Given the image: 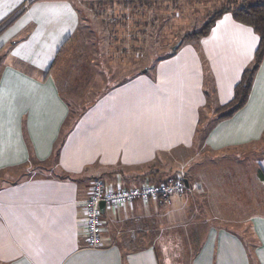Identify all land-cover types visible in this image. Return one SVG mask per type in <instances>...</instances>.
Returning a JSON list of instances; mask_svg holds the SVG:
<instances>
[{
    "label": "crops",
    "instance_id": "1",
    "mask_svg": "<svg viewBox=\"0 0 264 264\" xmlns=\"http://www.w3.org/2000/svg\"><path fill=\"white\" fill-rule=\"evenodd\" d=\"M131 2L123 3L122 13L132 15ZM81 15L72 0H0V172L6 174L0 179V264H162L159 214L174 200L106 203L97 248L87 247L85 201L96 178L115 190L181 176L192 190L191 233L169 245L195 249L188 264H264V215L250 214L242 204L240 192L246 194L249 184L244 170L228 178L210 169L205 176L193 171L191 182L182 172H158L162 159L195 147L217 155L240 152L256 156L264 185V57L244 106L208 130L199 127L201 111L212 120L251 64L258 41L250 39L257 37L253 29L224 12L205 36L185 40L152 72L101 85L76 114L70 90L89 84L66 71L71 43L85 27ZM112 17L113 39L120 29L119 39L127 40L132 22L118 25L121 17ZM70 113L74 122L55 155ZM20 169L17 177L10 175ZM229 219L237 228L225 223ZM247 224L253 253L247 250Z\"/></svg>",
    "mask_w": 264,
    "mask_h": 264
},
{
    "label": "rangeland",
    "instance_id": "2",
    "mask_svg": "<svg viewBox=\"0 0 264 264\" xmlns=\"http://www.w3.org/2000/svg\"><path fill=\"white\" fill-rule=\"evenodd\" d=\"M72 1L75 6L79 7L82 13L81 16L85 18L83 21L85 27L79 39H75L71 43L73 53L69 58L70 65L66 73L70 76L79 75L78 73H80L82 78L84 77V81L89 84L87 88L80 89V91L77 88L70 90V99H76L75 103L72 104L75 113L81 110L84 102L87 104L96 98V92L101 85L111 86L120 83L137 71H151L161 58L173 50V47L182 37L189 32L199 30L208 18L224 7L227 2V0H149V5H147L146 2L132 0V5L129 4L128 6L132 9V13L129 12L132 14L130 16L126 9H124L126 14L121 12V6L124 7L125 0H112L115 3L114 6H116L112 9L108 5L109 0H103L104 2L99 5L96 0ZM112 16L122 18L115 21L118 25H122L120 23H123V21L132 22L133 28L128 25L127 40L119 39L120 29L116 32L115 39H113L110 27L114 28L116 25L110 24ZM106 30L110 33H107L108 38ZM91 87L97 89L91 91ZM206 116V113L201 111L199 123L201 129L205 127L207 122ZM213 156L214 160H211ZM256 160L255 155L243 157L240 152L230 155L229 153L217 155L212 152L209 153L206 149L197 151L195 147L190 151L183 150L174 153L171 160L166 159L164 162L162 159L158 172H160V176L166 177L182 172L183 177H187L191 182L190 174L193 171H198L200 175L205 176L210 169V171H216V176L228 178L233 175L235 170L240 172L244 170L246 182L249 184L248 186L246 184V194L240 192L242 204L250 214L264 215V185H259ZM43 164L40 163V165ZM39 170L42 173H48L46 168ZM15 171V173L10 174L13 175L12 177H17L21 169ZM5 176L4 171L0 172V179ZM175 180H178V178L163 183ZM191 191L190 186H185L182 190L171 193L168 198L174 200V204L169 207L167 202L168 204H165L166 208L159 214L161 233L165 234L160 239L164 240L166 244L165 253L161 249V254H165V256H161L164 259L162 264H188L195 251L193 248H180V250L169 245L179 238L190 237L191 220L188 208H190L191 201L188 200L187 195ZM246 220L248 222V217ZM225 223L234 228H237L238 224L233 219H229V222L225 221ZM171 225H176L175 231H173ZM248 231L250 230L247 224L245 232L247 250L249 253H253L254 238L249 234L251 232ZM155 233L152 235H155ZM195 233L193 231V234ZM201 234L203 235V232ZM153 239H155V242L158 240V238L152 236L151 241Z\"/></svg>",
    "mask_w": 264,
    "mask_h": 264
},
{
    "label": "trees",
    "instance_id": "3",
    "mask_svg": "<svg viewBox=\"0 0 264 264\" xmlns=\"http://www.w3.org/2000/svg\"><path fill=\"white\" fill-rule=\"evenodd\" d=\"M128 1L131 2V0H125V2ZM96 2L99 5L104 1L96 0ZM111 2L112 0H109L108 5H110ZM224 12H229L233 19L237 22L251 27L257 35L258 41L253 52L251 64L242 71L241 77L234 87L232 98L229 102L222 106H218L214 110L213 119L206 122L204 127L205 130H208V128H210L218 120L232 116L237 110L244 106L249 96L253 77L264 57V0H227L225 6L214 12V14L208 18L207 22L199 30L189 32L182 37L179 41V45H181L185 40L205 36L217 18ZM174 51L175 50H172L165 56L171 55ZM73 117L72 113H70L61 128V134L55 143V155L58 154L60 146L63 143L67 128H69L74 122ZM262 141L264 142V137ZM251 263L256 264V261L252 259Z\"/></svg>",
    "mask_w": 264,
    "mask_h": 264
},
{
    "label": "built area",
    "instance_id": "4",
    "mask_svg": "<svg viewBox=\"0 0 264 264\" xmlns=\"http://www.w3.org/2000/svg\"><path fill=\"white\" fill-rule=\"evenodd\" d=\"M185 187L182 178L169 183L145 184L131 188L112 189L99 179H93L85 201L86 210V243L88 248H97L101 238V210L99 203L119 205L134 198L150 199L160 198L167 200L173 192H178Z\"/></svg>",
    "mask_w": 264,
    "mask_h": 264
},
{
    "label": "water",
    "instance_id": "5",
    "mask_svg": "<svg viewBox=\"0 0 264 264\" xmlns=\"http://www.w3.org/2000/svg\"><path fill=\"white\" fill-rule=\"evenodd\" d=\"M178 46H179V42L173 47V50H175ZM145 71H147V70H145ZM183 182H184L186 187L189 186L188 180L186 178H183ZM104 207H105V202L102 200L99 203V208H100L101 211H103Z\"/></svg>",
    "mask_w": 264,
    "mask_h": 264
},
{
    "label": "snow or ice",
    "instance_id": "6",
    "mask_svg": "<svg viewBox=\"0 0 264 264\" xmlns=\"http://www.w3.org/2000/svg\"><path fill=\"white\" fill-rule=\"evenodd\" d=\"M244 31H245V32H248V33L251 32L250 29H244ZM250 39H251L252 42H255L256 39H257V37H255L254 35H251V36H250ZM14 55H16V53H14ZM262 259H264V257H262Z\"/></svg>",
    "mask_w": 264,
    "mask_h": 264
}]
</instances>
